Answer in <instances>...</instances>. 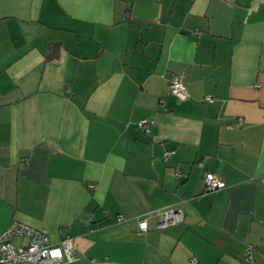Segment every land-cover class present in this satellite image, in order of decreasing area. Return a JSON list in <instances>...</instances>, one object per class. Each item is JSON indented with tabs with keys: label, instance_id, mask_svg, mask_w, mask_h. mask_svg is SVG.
Here are the masks:
<instances>
[{
	"label": "crops",
	"instance_id": "0c3cea01",
	"mask_svg": "<svg viewBox=\"0 0 264 264\" xmlns=\"http://www.w3.org/2000/svg\"><path fill=\"white\" fill-rule=\"evenodd\" d=\"M167 206L183 220L158 229ZM12 220L71 236L60 264H264V0H0Z\"/></svg>",
	"mask_w": 264,
	"mask_h": 264
},
{
	"label": "built area",
	"instance_id": "2783aa9c",
	"mask_svg": "<svg viewBox=\"0 0 264 264\" xmlns=\"http://www.w3.org/2000/svg\"><path fill=\"white\" fill-rule=\"evenodd\" d=\"M169 90L180 99L187 97L184 83L179 76H173L169 81ZM155 123L153 118H142L137 125L148 129L149 125ZM172 153L171 150L165 152V158ZM225 182L214 173L206 172L203 178V190L215 191L223 188ZM149 214L158 215L156 228L162 229L172 224L181 222L184 217L183 211L176 206H167L155 209ZM123 219L122 215L117 216V220ZM140 230L147 229L146 218L138 221ZM20 237L23 243L15 244L14 239ZM72 237L65 235L59 242L51 243L48 236L41 230L23 222L12 220L8 226L0 230V264H60L72 260L74 257V247ZM255 247L246 245L244 247L243 259L250 262ZM57 253V255H54ZM188 264H198L195 258H191Z\"/></svg>",
	"mask_w": 264,
	"mask_h": 264
},
{
	"label": "snow or ice",
	"instance_id": "6c2138e0",
	"mask_svg": "<svg viewBox=\"0 0 264 264\" xmlns=\"http://www.w3.org/2000/svg\"><path fill=\"white\" fill-rule=\"evenodd\" d=\"M54 255H57V253H54Z\"/></svg>",
	"mask_w": 264,
	"mask_h": 264
}]
</instances>
